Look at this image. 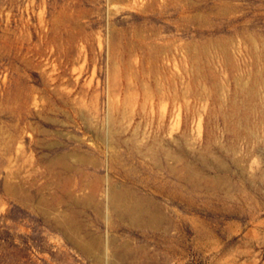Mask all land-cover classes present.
<instances>
[{
  "label": "rangeland",
  "instance_id": "374dc122",
  "mask_svg": "<svg viewBox=\"0 0 264 264\" xmlns=\"http://www.w3.org/2000/svg\"><path fill=\"white\" fill-rule=\"evenodd\" d=\"M179 133L243 159L214 149L229 170L212 174L228 181L217 189L196 174L206 188L194 202L160 147L198 166ZM80 155L152 197L168 229L57 197L59 175H73L71 190L83 179L57 158L95 172ZM263 170L264 0H0V264H98L111 250L120 264H264ZM73 205L102 254L51 221Z\"/></svg>",
  "mask_w": 264,
  "mask_h": 264
},
{
  "label": "bare ground",
  "instance_id": "6f19581e",
  "mask_svg": "<svg viewBox=\"0 0 264 264\" xmlns=\"http://www.w3.org/2000/svg\"><path fill=\"white\" fill-rule=\"evenodd\" d=\"M161 91H163V90H161ZM240 135L241 134L238 133V131H236L235 136L238 138V137H240ZM189 136L190 135H188L186 133H182V134L179 133V135H176L173 137V140L179 144L180 150H185V152L188 155L194 157L195 159H197L199 161L198 166L187 162L184 156H182L180 153L177 154L178 153L177 151H176L177 153H175L172 150V148L170 149L168 146L163 144L164 142L162 144H161L162 141L158 142V143L161 144L160 147L162 148V152H163L165 159L167 161L172 160V163L170 162L171 163V165H170L171 172L176 176V178L179 181H181V183L188 184L189 187H191L193 189L192 191L184 193L183 195L186 197V199L188 201L194 202V200H195L194 194L196 193L195 191H198V189H205L206 188L205 186H202L200 184V182L197 181V179L195 178L196 174L199 173V176L202 180L206 181V183H208V184L213 185L217 189H221V185L224 182L228 181V178L223 179L219 175H213L212 174V172L214 170H217L220 172H227L229 170V166H228L229 164L227 162V159H225V157H222L219 154L215 153L216 151L217 152H222L223 150L226 151L227 154L224 153L226 155V158H228L232 163H235L236 165H238L240 163L239 166H241V163H242L241 160H243V159L241 157L237 156L238 152L240 151L237 149V147L236 148L233 147L230 150V149H226L223 146L219 147L217 145L218 148L216 150L213 147V145L210 144V142H208L209 144L206 147H204V149L199 151V149H197V147L195 146V141L193 139L189 138ZM155 138H157V137H155ZM171 138H172V136H171ZM180 140L182 141V145L180 143ZM195 140H197V139H195ZM163 141H166V140H163ZM137 149H138L137 152L140 155H144L145 153H148V151H153V148H151V147L148 148L147 152H144L143 149H141L139 146L137 147ZM78 160L83 162V163H87V164L92 165L95 172L90 174L89 171H86L87 169L84 170L81 166H80L81 168H76V167H73L70 163H68L66 161H60V159L57 158L55 165H56V167L60 168V171H63V172L66 171V173L74 172V174H75V171L78 170V173H81V175L83 177L82 183H78L77 186H75V188L71 190L70 187L74 183L73 175L72 174H70V175L68 174L67 176L59 175L58 196L57 197H63V199L65 198V200L68 204L72 203V204L91 208L103 216L105 214L104 211L106 210L108 215H113V216L119 218L120 220H123V221H125L128 224L133 225V226L150 227V228H163L165 230L168 229L167 228V227H169L168 221H167L164 213L161 211V208L159 207V205H157V203L155 202V200L152 197H150L149 195H147L145 193H140L141 191H139L137 189V187H135V186L118 183L110 175L109 171H108L106 176L100 175L97 172V170H95V167L97 166L96 161L90 157H88L86 155H80L78 157ZM163 160H164V158H163ZM109 161H111V160H109ZM52 163H54V162H52ZM238 171H239L238 178L243 181V178L245 176L244 175L245 174L244 168L240 167ZM57 175H58V173L56 174V176ZM88 175H91V178L93 176V179L92 180L90 179V182L88 181L89 182L88 185L85 186L84 185L85 184V177H87ZM260 177L264 182V170L261 171ZM103 185H104V188H103ZM73 186H72V188H73ZM5 188L7 191H13L12 187L8 183L5 184ZM207 188H209V187H207ZM14 192H15V190H14ZM77 192H79V193H77ZM27 197H29V195H27ZM46 202L47 201H45L44 198H41L39 200L40 204L38 205V210L44 216L49 215L51 210H52V209L50 210L48 208ZM72 207H74V205ZM65 210L67 211L68 209H65ZM57 212H58V209H57ZM81 212H82V210L76 208V206H75L73 209H70V212L68 214L67 213L58 214V215H56L55 219H53V220L51 219V221L53 222L55 220V224L59 227V229L63 230L65 232V234L67 235V237L69 238V240L71 242H73L82 251H84L87 254L98 253L100 255V254H102L101 251H102L103 246L101 247V240L99 239V237L94 236V237L88 238L87 236L90 234V232H88L86 227L84 228L80 224L74 223L73 221H71V219H73L74 216H79L81 214ZM52 218H54V216ZM53 224H54V222H53ZM85 231H86V233H85ZM81 232H84L85 234L83 236H81ZM91 236H92V234H91ZM114 239L113 240L108 239V241H109L108 243H113ZM123 243L124 242H122V244ZM122 244H121V246H122ZM103 254H104L103 257L99 256L100 259L98 258L99 259L98 264H101V263L102 264H120L123 261L121 255L114 253L112 250L109 253L104 252Z\"/></svg>",
  "mask_w": 264,
  "mask_h": 264
}]
</instances>
